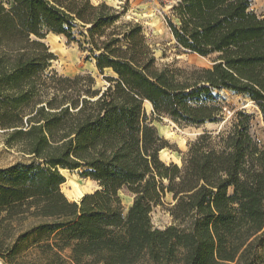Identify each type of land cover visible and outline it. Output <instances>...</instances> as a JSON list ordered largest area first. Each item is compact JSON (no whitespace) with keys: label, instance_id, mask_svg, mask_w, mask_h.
Listing matches in <instances>:
<instances>
[{"label":"trees","instance_id":"trees-1","mask_svg":"<svg viewBox=\"0 0 264 264\" xmlns=\"http://www.w3.org/2000/svg\"><path fill=\"white\" fill-rule=\"evenodd\" d=\"M92 0H0V129L22 156L0 168L4 264H264V144L252 115L205 129L167 164L157 116L219 123L217 91L250 99L264 117V14L253 0H175L167 25L178 46L212 64L159 68L139 22ZM89 51L90 74L48 71L44 38ZM61 169L101 188L70 201ZM133 203L125 215L120 191ZM171 193L174 224L152 222Z\"/></svg>","mask_w":264,"mask_h":264},{"label":"rangeland","instance_id":"rangeland-1","mask_svg":"<svg viewBox=\"0 0 264 264\" xmlns=\"http://www.w3.org/2000/svg\"><path fill=\"white\" fill-rule=\"evenodd\" d=\"M98 4L102 1L123 12L124 21L139 22L144 27L156 57L159 68L181 67L195 69L207 67L212 64L209 57L192 53L177 45L166 21L170 15L172 4L175 0H92ZM253 8L264 14V0H253ZM44 42L50 51L56 55L48 71H56L62 75L75 76L77 74H92L98 87H105L108 83L105 75L111 74L110 70L100 73L95 61L89 56V51L82 49L78 42L60 34L49 32ZM218 101L224 106V117L219 123H206L201 126L175 122L168 116H157L147 102L144 106L152 123L157 127L159 134L167 142V146L160 151V158L166 162L182 165V158L187 152L189 144L193 142L205 129L220 130L224 124L229 123L238 111H245L252 115L251 132L254 137L264 144V117L259 107L250 99L227 91H217ZM22 156L14 148H9L4 143V136L0 129V168L7 167L21 160ZM66 181L61 189L70 201L79 202L81 198L101 188L99 183L91 178L81 176L79 170L61 169ZM83 190L79 195L76 189ZM123 211L126 215L133 203L134 196L126 189L120 191ZM163 204L156 206L152 211V222L156 228L164 229L174 224L169 208L174 199L171 193L163 197ZM0 264H4L0 258Z\"/></svg>","mask_w":264,"mask_h":264},{"label":"bare ground","instance_id":"bare-ground-1","mask_svg":"<svg viewBox=\"0 0 264 264\" xmlns=\"http://www.w3.org/2000/svg\"><path fill=\"white\" fill-rule=\"evenodd\" d=\"M147 104H148L150 107H152V105H151L150 102H147ZM76 192H77V194H79V195H82V194H83V190L80 189V188H77V189H76Z\"/></svg>","mask_w":264,"mask_h":264},{"label":"water","instance_id":"water-1","mask_svg":"<svg viewBox=\"0 0 264 264\" xmlns=\"http://www.w3.org/2000/svg\"><path fill=\"white\" fill-rule=\"evenodd\" d=\"M152 108H153V106H152Z\"/></svg>","mask_w":264,"mask_h":264}]
</instances>
